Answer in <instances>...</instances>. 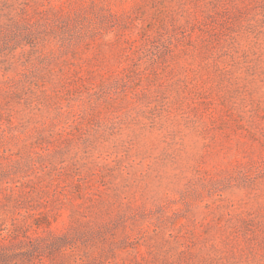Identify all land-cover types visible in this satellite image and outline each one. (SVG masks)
<instances>
[{
	"label": "rangeland",
	"instance_id": "374dc122",
	"mask_svg": "<svg viewBox=\"0 0 264 264\" xmlns=\"http://www.w3.org/2000/svg\"><path fill=\"white\" fill-rule=\"evenodd\" d=\"M0 264H264V0H0Z\"/></svg>",
	"mask_w": 264,
	"mask_h": 264
}]
</instances>
